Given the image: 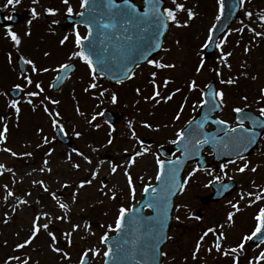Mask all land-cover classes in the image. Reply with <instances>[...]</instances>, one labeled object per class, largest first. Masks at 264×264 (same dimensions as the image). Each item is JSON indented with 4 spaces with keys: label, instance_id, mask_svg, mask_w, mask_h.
Instances as JSON below:
<instances>
[{
    "label": "snow or ice",
    "instance_id": "obj_1",
    "mask_svg": "<svg viewBox=\"0 0 264 264\" xmlns=\"http://www.w3.org/2000/svg\"><path fill=\"white\" fill-rule=\"evenodd\" d=\"M20 2L21 0H7V4L13 6ZM39 2L40 0H32L33 5L39 4ZM247 2L248 0H237L236 4L229 6L228 0H217L215 21H222L226 11L228 15H232L233 7L245 9L243 15L246 17V21L241 19L240 27L232 28L229 25L221 31L219 37L216 36L217 31H220L217 23H213L207 29L201 48L206 50L214 45L215 49L219 51V65L212 68L217 77L223 75L220 65L229 70L232 68L230 58L234 52L225 51V47L233 33L240 34L241 38L245 31L251 33L249 44H254L257 39L264 40V11L254 13L247 10L245 8ZM62 3L66 6L68 16L79 17L73 27L76 50L68 55L66 62H61L55 67L40 66L34 58L23 54L22 51L24 37L32 35L33 21L42 15L36 7L30 9L31 19L27 21L28 27L23 34L15 31L10 23L6 24L5 36L12 42L17 61L15 67L18 69V78L22 81L14 83L11 89L0 91V95L8 98L6 108L12 110V116L7 113L0 115V124H2L0 152L8 153L11 157L34 159L36 156L35 150L17 152L7 146L10 137L9 121L14 116L16 127H19L23 104L30 106L34 112L42 108L51 121V127L56 129L58 134L65 137L69 135L62 122L61 112L54 111L52 108V106L58 107L61 100L49 95L48 89L60 88L61 81L69 78L74 67L73 61L76 59L82 61L88 70L89 80L83 91L85 93L92 92L100 104L104 103L103 98L109 92L111 103L118 102L117 92L103 87L102 80L109 79L118 85H123L126 81L136 78L137 70L141 68L142 64L156 69L150 72L147 81L152 88L151 94L143 95V91L146 89L142 90L139 86L135 88L137 95L142 96L145 102L151 101L158 106L161 103L172 101L177 94L183 91L181 87L170 88V85L176 83L174 77L161 75L165 70L175 69L176 64L166 60L165 56L156 59L153 54H158L159 51L170 53L171 48L164 46L162 38L166 37L173 26L188 28L198 18L197 11L188 7L186 0H171L170 5L168 0H143L142 5L137 4L135 0H80V11L78 12L72 7L70 0H62ZM44 11L50 16H56L59 13V9L51 6ZM181 14L186 15V19L181 20ZM12 19V16L7 17L8 21ZM58 23L59 20H51L49 29L54 31L53 26ZM80 25L86 28V33H81ZM68 40L69 36L65 35L59 44L63 46ZM240 42L237 40V45ZM175 43L179 45L180 42L177 40ZM249 44L244 46L245 53L252 51ZM6 55L9 64H13V51L7 52ZM43 55L48 57L51 53L45 51ZM206 64L207 61L201 56L195 66L194 76L185 82L189 93L197 91L200 93V99L193 105V110L198 107L203 114L199 119L196 117L189 119L185 126L175 133L171 144L176 146V153L179 155L174 154L172 159H161L162 153L155 154L157 165L155 180L160 183L157 186H153L151 183L143 186V192L150 198L144 201L141 209H137L134 205L129 207L121 203L116 210L114 222L101 226L107 230L99 236L96 245L82 250L77 264H92V257L101 255L104 257L103 264H111L117 260L121 261V264H132V262L134 264H163L168 253L163 250L162 245L172 239L166 231L169 227V219L174 218L176 221L181 219L179 215L170 217V213L179 212L181 208H185L188 210L187 218L203 221V217L193 213L187 204H174L172 199L178 193L186 191L192 177L203 171L210 177L205 187H214L216 195L222 196L232 188V184L229 182L235 180L234 176L229 175L233 166H235L234 171L241 174L256 173L260 169L261 165L254 164L244 153L257 143V137L261 135L258 129L264 131V88L260 89V96L256 101L258 105H261L256 113L245 111V108L248 107L247 96L242 97L245 102L244 106L233 107L232 111L236 114L235 124H233L216 115L218 110H222L226 106L227 93L224 89L214 88L211 82L201 88L196 78L203 72ZM242 67H247L246 63L242 64ZM49 72L56 73V75L46 88L39 76ZM237 82L238 79L231 76L222 80V83L227 85ZM13 92L16 95H12ZM188 100L189 97L185 96L174 115L175 120L181 119ZM75 111L78 115L85 116L78 104ZM103 115V112L94 113L91 119L87 120L89 127L99 130L101 125L96 123L97 116ZM246 122H250L251 126H246ZM134 123L133 120H129L127 126L131 131V137L137 141L138 147L123 150L125 156L122 164L114 159L100 157V148L91 144L87 147L91 149V153L96 154L95 158L92 154L76 147L66 153V160L71 163L72 169L77 172H86V175L77 181L64 179L62 181L54 180L50 183L45 178L33 176L34 173H39L41 177L54 173L52 162L48 158L54 149L45 151L41 166L20 174L19 180H17L18 172L14 166L0 162V177H4L6 174L10 176L9 182L0 185V208L7 209L0 212V219L7 225L14 221L16 214L22 208L33 209L32 217L28 221L27 235L14 243V253L6 257L4 264H39V260L33 256L35 249L32 246L42 233L47 234L50 241L48 246L51 251L59 254L61 261H70L71 253L66 250V247L74 246L75 236L79 235L81 230L86 233L81 237L84 240H87L88 236L96 234L92 231L93 226L90 219L85 217H81L80 220L72 219V209L78 202L81 190L96 184L97 191L101 195L108 196L113 201L117 200L120 190L116 185L109 187L107 178L117 175L121 169L130 195L133 200L135 199L136 186L132 168L137 163L138 157L151 152V147L145 145L137 135ZM209 124L216 126L214 131L207 130ZM143 127L153 129L154 126L152 123L144 121ZM159 129L160 125H156L155 130L159 131ZM113 131H115L114 128L109 132L107 146L114 144ZM37 132L41 134V142L35 145V149H41L43 145H48L56 139L54 136L50 140L47 135H43V127L38 128ZM72 134L77 138L83 135L81 131L75 129L72 130ZM206 146L211 148L210 155L218 161L217 167H209L204 164V157L201 153ZM29 147L30 145H25V149ZM73 154L81 157L89 167L84 169L81 163L74 162ZM193 159H196L197 163L187 173V178L182 177L181 173L185 169L186 163ZM105 165H107V173L104 172ZM27 176H33L30 180V187L24 190L16 187L18 184H22ZM140 179L143 180L144 177L141 176ZM52 183L58 184V188L53 189ZM251 185L252 188L248 190L241 188L238 198L227 201L228 210L222 222L213 223L201 229L189 254L193 264H199V254L210 235L213 239L206 248L207 253L211 254L215 251L225 258L231 259L232 264H242V260L243 264H264V247H262L264 246V206H260L254 214L255 223L252 229L242 233L235 243H227L229 240L228 230L235 227L237 214L244 210L241 202H244L245 207H252L258 203L264 205V185L257 184L255 180L251 181ZM68 189H72L70 196L65 195ZM45 194L52 201L51 207L44 204ZM144 208L150 211L145 212ZM57 222L60 225L67 224L68 227H60ZM112 233L115 235H111ZM16 235L20 236V232H17ZM61 239L64 240L66 247L60 246ZM254 240L258 241L256 243L258 251L249 256L247 245ZM3 243L7 246L8 241L5 240ZM188 259L189 256L184 257L185 264Z\"/></svg>",
    "mask_w": 264,
    "mask_h": 264
},
{
    "label": "rangeland",
    "instance_id": "obj_2",
    "mask_svg": "<svg viewBox=\"0 0 264 264\" xmlns=\"http://www.w3.org/2000/svg\"><path fill=\"white\" fill-rule=\"evenodd\" d=\"M1 8L3 10L7 9L4 6H7L8 9L14 8L20 12H26L31 14L30 9L33 7L37 8V11H44V8L49 5L51 7L57 8L60 11H63V8L60 6V0H40L39 4L33 5L32 0H21L19 4L8 5L7 0H0ZM71 5H74V0H70ZM260 2L257 3V0H248L245 5L247 10H251L254 13L259 10V7L264 8V4L260 5ZM32 4L31 8L29 6ZM168 4H171V0H168ZM186 5L192 7L198 13V18L191 24L188 28H177L173 26V29L168 33L167 38L165 39L164 46L166 48H171L170 53L161 52L156 59H159L161 56H165L166 60L172 61L176 64L175 69L165 70L161 75H170L175 78L176 83L170 85V88L181 87L184 91H187L185 87V82L190 77L194 76L195 66L198 63L199 59L202 56V51L198 47L202 45L207 29L212 25L215 20L217 0H186ZM245 10V9H244ZM243 10V12H244ZM242 12V14H243ZM181 20L186 19V15L181 14ZM246 21V17L243 18ZM37 21V20H36ZM39 22H41L39 17ZM235 26L240 27V21ZM235 26L233 28H235ZM28 26H20L21 31L27 30ZM258 27V25H257ZM259 30V28H258ZM24 31V32H25ZM32 35L25 36L23 44V49L25 52H28V56L31 57V51L36 47L49 48L51 53L52 60L41 59L40 66L46 67H55L61 63V59L65 56H68L72 51L76 50L74 46L73 36L69 35L68 42L61 46L59 41L66 35L61 33H43V27L38 24H32L31 26ZM251 38L252 34H248ZM248 37L245 38L247 41H243L240 34L233 33L229 37L228 44L225 47V51H233L234 55L230 58V63L232 64L231 70L220 65L222 70V77H217L212 71V66L219 65L218 57L220 55L219 51H216L214 57L211 60H206L207 64L203 72L196 77L200 83V86L207 84L210 80H214L217 84V88H223L227 93L226 106L222 113V118L230 119L232 109L235 106H244L242 97L247 96V105L249 108H253L257 104L256 101L260 96V89L264 88V40L257 39L254 44H249L250 40ZM179 41V45L175 42ZM237 40H240V44L237 45ZM5 44H7L5 42ZM0 41V73H1V87H7L9 82L17 83L15 80V72L13 64H9L7 60V48H3V45ZM249 44L252 48L251 53L244 52V46ZM9 44H7L8 46ZM27 45V46H26ZM197 54V55H196ZM203 57V56H202ZM247 65V67H242V64ZM213 66V67H214ZM80 69L83 70L82 74L77 73L74 75L67 86V88H72L70 94L67 93V90H63L62 93L54 98L61 100V104L56 107L52 106L53 110H60L61 106L66 108L64 111L61 110L62 122L65 124L66 129L70 132L72 136V130L81 131L83 133L82 137L77 138V146L80 150H84L87 153H90L95 158L96 154L91 153V149L87 145L91 144L95 147L100 148V157L104 159H114L121 164L124 163V149H133L138 147L137 141L131 137L130 129L127 124L129 120H133L134 127L136 129L137 135L143 138H150L155 140L156 144L166 145L171 140H173V133L178 131V127L182 125V122L189 117L193 110V105L196 104L195 99L197 98L198 92L187 93L183 92L177 94L174 99L168 103H161L160 105H154L153 102H143L138 98L135 93H129L123 97H118V102L116 104L111 103V99L104 100L103 104H100L99 101L91 102L89 93H85L82 89L81 84L84 81V78L88 76V70L84 65H80ZM153 67H149V74L151 71H154ZM247 73V75H245ZM53 72L40 74L39 79H42L44 85L53 77ZM238 79V82L233 85H227L222 83V80H226L229 77ZM256 77V79H253ZM139 79L140 77H136ZM131 85V84H129ZM141 86V85H140ZM147 86V84L142 85ZM8 86L7 88H9ZM203 88V87H202ZM152 91L151 86L149 85V91ZM231 90H239L238 96H231ZM4 91V90H2ZM120 92V91H119ZM197 93V94H196ZM110 94V92H109ZM148 95V92L145 94ZM197 95V96H196ZM188 96V104L185 107V110L179 121L174 119V115L178 110L180 104L182 103L184 97ZM121 98V99H120ZM7 97L3 95L0 98V105L7 103ZM139 101V103H137ZM79 105L81 111L85 113V116L82 117L77 114L75 108ZM23 104L22 106H24ZM108 106V107H107ZM260 106V105H259ZM258 106V107H259ZM107 108L114 112H122V120L119 124L113 125L112 128L106 126L100 122L99 117L97 118L96 123H99L101 127L99 130L89 127L87 120L91 119V116L94 113H98L101 108ZM257 107V108H258ZM5 106H1L0 115H4ZM104 110V109H103ZM11 113V111H10ZM47 115L43 112V109H38L37 111H32V109L22 111L19 118V127L16 125L14 130L10 132V139L7 142V146L12 147L15 151L21 152L24 150H35L36 156L34 159L23 157L16 158L11 157L10 154L5 152H0V162H4L9 166H14L15 170L18 172L17 180H19V175L30 172L32 168L41 166L42 158L44 157L45 151L49 149H54L52 155L48 157L51 160V166L54 169L52 175H41L39 173H34L33 176L39 178H45L51 183L54 180H64L69 179L71 181H77L82 176L86 175L85 171L77 172L71 168V163L66 160V153L70 152L61 145L53 148L52 144L54 141L48 145H43L41 149H35V145L41 141V134L37 132V129L40 127L44 128L43 135H47L51 139V121L46 117ZM148 121L153 124V129H148L143 127V122ZM14 122L12 118L10 124ZM102 123V124H101ZM160 125L159 131L155 130V126ZM167 125V127H164ZM2 124H0V128ZM112 136L114 137V144L107 146V140L109 138V131L112 129ZM109 130V131H108ZM38 136V137H37ZM39 138V140H38ZM34 140L28 149H25L27 143L24 140ZM36 142V143H35ZM264 142V140H263ZM25 144V145H24ZM46 146V147H45ZM49 146V147H47ZM59 150V151H57ZM156 150L151 149L149 154H146L142 157L137 158V163L132 168V174L135 178L136 193L135 199L133 200L129 188L126 183V179L123 175V170L121 169L117 175L109 176L107 182L109 187L116 185L120 190L118 199L113 201L108 196L101 195L97 191V185L94 184L90 188H85L81 190L78 198L77 204L73 207L72 219L80 220L81 217L90 219L92 224V231L95 232V235H90L87 237V240L81 239L86 233L84 230H81L79 235L75 236L74 246L67 248L63 239L60 241L61 247H66V250L71 253L70 261H61L59 254L54 253L49 248V238L47 234L42 233L39 238L34 242L33 256L35 259L39 260V264H77L79 256L84 248L92 247L97 244L99 236L106 231L107 229L101 227L109 223H113L116 217V210L121 203H124L126 206L135 204L140 198L143 186L151 183H154L157 165L155 162ZM254 164H260L261 167L256 173L245 172L244 174L238 173L233 170L229 171V175L235 177V184L238 186L237 190L233 192L228 198L219 202V203H206L203 201V198L209 195V190L205 186H189L186 191L183 192L176 200L175 204H187L191 211L194 213L196 209H199L202 213L203 221H196L195 219H189L188 210L181 208L179 212L173 213V215H179L181 217L180 221H176L172 224L170 230V236L172 239H169L167 244L164 246L163 250L168 253V257L164 260L163 264H185L184 257L189 256L187 264H193V261L190 258V253L194 247L195 240L201 233V229L205 226L211 225L213 223L222 222L226 211L228 210L227 201L229 199L238 198V193L241 188L248 190L252 188L251 181L255 180L257 184L264 185V145L261 152L258 155L250 156L248 158ZM73 161L79 162L82 165V168L87 169L89 166L86 165L82 158L73 154ZM107 165L104 166V172L107 173ZM33 176L25 177L22 184H18L16 187H19L21 190L28 189L30 187V180ZM144 177L143 180L140 177ZM203 177V178H200ZM194 182L205 183L206 179H210L207 175H195ZM10 176L6 174L4 177H0V185L3 183L9 182ZM199 185V184H198ZM51 187L53 189L58 188V184L52 183ZM196 187V188H191ZM72 189H68L65 192L66 196H70ZM44 204L49 207L52 206V201L45 194ZM242 210L236 216L235 227L228 230L229 240L227 243L233 244L239 240L242 233L248 232L254 226L255 221L253 220L254 214L257 212L261 204L254 205L252 207H245L244 202H241ZM43 206V205H42ZM7 209L0 208V212ZM83 210V211H81ZM33 209L32 208H22L17 214L13 222L9 224H4L3 220L0 219V264H4V260L10 254L14 253V243L22 240L27 235L28 221L32 217ZM58 226L67 228L68 225H60L57 222ZM20 232V236H17L16 233ZM112 233L111 235H113ZM213 237L210 235L207 238V242L201 249L199 254V264H229L227 258H221V255L213 251L211 254L207 253L206 248L208 244L212 241ZM7 240V246L4 245L3 241ZM103 250V249H102ZM250 254V252H249ZM175 257V259H173ZM103 256L92 257V264H102ZM243 264V260H242Z\"/></svg>",
    "mask_w": 264,
    "mask_h": 264
},
{
    "label": "water",
    "instance_id": "obj_3",
    "mask_svg": "<svg viewBox=\"0 0 264 264\" xmlns=\"http://www.w3.org/2000/svg\"><path fill=\"white\" fill-rule=\"evenodd\" d=\"M142 2H143V0H142ZM236 3H237V0H228L229 6H231L233 4H236ZM237 12H238V7H233L232 8V15H228V13L226 11L225 17L222 18V21L217 22L218 28L220 29V31H217V33H216V36L217 37L221 34V31H223L224 29H226L227 26H229L231 24V22L235 19L236 15H237ZM10 23H13V22H10ZM6 24H8V23H6ZM6 24L3 22V20L0 17V25L4 26ZM163 39L164 38H162V42H163ZM213 49H214V45L213 46H210L208 49H206V51H205L206 56H209L213 52ZM72 71H73V69L71 70V72ZM181 175H182V173H181ZM220 197L221 196H217L216 195L213 199L217 200ZM149 198H150L149 195L148 194H145L144 198L142 200H140L139 203H138V205L135 206V207L137 209H141L142 205L144 204V201L147 200V199H149ZM145 209L146 208H144V210ZM170 215H171V213H170ZM170 223H171V218L169 219V226H170ZM168 229H169V227H168ZM168 229H166V231H168ZM111 264H121V261L117 260V261L111 262ZM132 264H134V262H132Z\"/></svg>",
    "mask_w": 264,
    "mask_h": 264
},
{
    "label": "flooded vegetation",
    "instance_id": "obj_4",
    "mask_svg": "<svg viewBox=\"0 0 264 264\" xmlns=\"http://www.w3.org/2000/svg\"><path fill=\"white\" fill-rule=\"evenodd\" d=\"M57 25V24H56ZM56 25H54L55 27H56ZM71 29H73V27H70L68 30H66V31H64V32H68V31H70ZM84 30V29H83ZM76 62V64H77V66L78 67H80V64H82V62L79 60V61H75ZM83 65H85V64H83ZM86 66V65H85ZM77 67V68H78ZM143 67H147V66H143ZM143 67H141L140 69H142ZM130 81L131 80H128V81H126L123 85H114L117 89H120V90H131V93H135V88L136 87H134L133 85H129L130 84ZM147 81H148V78H147V80H146V83H147ZM22 81H19V83H21ZM148 84V83H147ZM145 89L146 90H149V86H146L145 87ZM142 90H144V89H142ZM146 94V93H145ZM197 96V95H196ZM200 99V93L198 94V96H197V98L195 99V102H197L198 100ZM261 144H262V142H261ZM168 153H170V152H168ZM175 155H179V154H175ZM172 158H174V155H172Z\"/></svg>",
    "mask_w": 264,
    "mask_h": 264
}]
</instances>
